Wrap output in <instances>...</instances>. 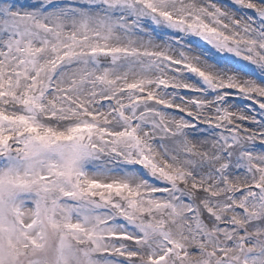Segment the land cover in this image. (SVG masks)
Listing matches in <instances>:
<instances>
[{
    "label": "snow or ice",
    "instance_id": "1",
    "mask_svg": "<svg viewBox=\"0 0 264 264\" xmlns=\"http://www.w3.org/2000/svg\"><path fill=\"white\" fill-rule=\"evenodd\" d=\"M0 264H264V0H0Z\"/></svg>",
    "mask_w": 264,
    "mask_h": 264
}]
</instances>
